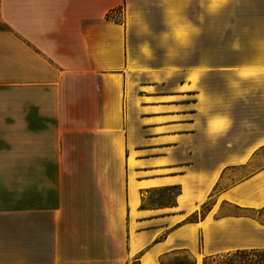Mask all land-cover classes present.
<instances>
[{"label":"crops","instance_id":"0c3cea01","mask_svg":"<svg viewBox=\"0 0 264 264\" xmlns=\"http://www.w3.org/2000/svg\"><path fill=\"white\" fill-rule=\"evenodd\" d=\"M253 250L264 0H0V264Z\"/></svg>","mask_w":264,"mask_h":264},{"label":"rangeland","instance_id":"374dc122","mask_svg":"<svg viewBox=\"0 0 264 264\" xmlns=\"http://www.w3.org/2000/svg\"><path fill=\"white\" fill-rule=\"evenodd\" d=\"M116 18L119 19V15ZM209 264H264V250L224 255L210 260Z\"/></svg>","mask_w":264,"mask_h":264},{"label":"trees","instance_id":"16d2710c","mask_svg":"<svg viewBox=\"0 0 264 264\" xmlns=\"http://www.w3.org/2000/svg\"><path fill=\"white\" fill-rule=\"evenodd\" d=\"M253 251H257V250H253ZM243 252H249V251H239V252H236V253H243ZM228 255H230V254H226V256H228ZM222 256H224V255L210 258V259H208V260L206 261V264H209V261H210V260H212V259H216V258H220V257H222Z\"/></svg>","mask_w":264,"mask_h":264}]
</instances>
